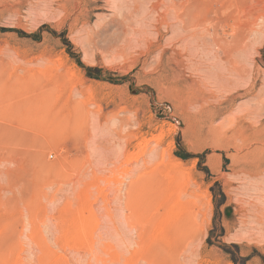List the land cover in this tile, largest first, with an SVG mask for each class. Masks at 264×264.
<instances>
[{
  "label": "rangeland",
  "instance_id": "rangeland-1",
  "mask_svg": "<svg viewBox=\"0 0 264 264\" xmlns=\"http://www.w3.org/2000/svg\"><path fill=\"white\" fill-rule=\"evenodd\" d=\"M174 1L0 0V264H264V0Z\"/></svg>",
  "mask_w": 264,
  "mask_h": 264
},
{
  "label": "bare ground",
  "instance_id": "bare-ground-1",
  "mask_svg": "<svg viewBox=\"0 0 264 264\" xmlns=\"http://www.w3.org/2000/svg\"><path fill=\"white\" fill-rule=\"evenodd\" d=\"M171 1H172V0H171ZM173 1H174V0H173ZM176 2H178V0H177ZM181 2H182V0H181ZM193 2H194V1H193ZM174 3H175V1H174ZM191 3H192V2H191ZM179 4H180V3H179ZM176 5H178V4L176 3ZM181 5H182V4H181ZM181 5H180V6H181ZM189 5H190V4H189ZM172 6L174 7V5H172ZM183 6H186V5H183ZM177 7H178V6L175 7V10H173V13H174V11H176ZM182 8H183V7H182ZM193 8H194V7H193ZM172 9H173V8H172ZM172 9H171V10H172ZM169 10H170V9H169ZM184 11H187V10H184ZM184 11H183V12H184ZM192 11H193V10H192ZM192 11H191V12H192ZM198 12H199V11H198ZM173 13H172V14H173ZM176 13H177V11H176ZM178 13H179V11H178ZM179 14H180V13H179ZM181 14H182V13H181ZM181 14H180V15H181ZM191 14H192V13H191ZM169 15L171 16L170 13H169ZM174 15H175V14H174ZM176 15H177V14H176ZM196 15H197V14H196ZM168 17H169V16H168ZM172 17H175V16H172ZM172 17H171V18H172ZM177 17H178V16H177ZM180 17H181V16H180ZM181 18H182V17H181ZM174 19H175V18H174ZM183 19H184V18H183ZM177 20H178V19H177ZM179 20H180V18H179ZM184 20H186V19H184ZM189 20H190V18H189ZM180 22H181V21H180ZM184 22H185V21H184ZM193 22H194V21H193ZM178 23H179V22H178ZM185 23H186V22H185ZM191 25H192V24H191ZM184 26H185V25H184ZM184 26H183V27H184ZM193 26H194V25H193ZM183 27H182V28H183ZM187 27H188V26H187ZM188 28H190V27H188ZM186 29H187V28H186ZM168 79H169V78H168ZM38 85H39V84H38ZM38 85H37V86H38ZM41 86H43V85H41ZM45 88H46V87H45ZM39 89H40V88H39ZM41 89H42V87H41ZM41 89H40V90H41ZM47 92H48V91H47ZM46 95H47V94H46ZM42 96H43V95H42ZM40 98H41V97H40ZM41 99H43V98H41ZM41 99H40V100H41Z\"/></svg>",
  "mask_w": 264,
  "mask_h": 264
}]
</instances>
